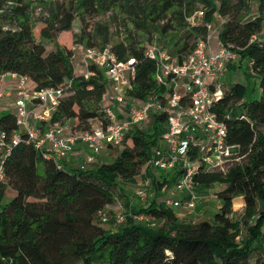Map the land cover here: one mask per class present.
Wrapping results in <instances>:
<instances>
[{
    "label": "trees",
    "instance_id": "16d2710c",
    "mask_svg": "<svg viewBox=\"0 0 264 264\" xmlns=\"http://www.w3.org/2000/svg\"><path fill=\"white\" fill-rule=\"evenodd\" d=\"M36 2L41 13L34 19L32 0H0V76H25L33 89L70 81L50 124L69 123L74 132L107 123L102 102L109 87L104 71L90 63L81 65L77 73L72 62L73 45L99 48L98 35L102 38L100 49L109 47L118 60L135 59L127 97L144 101L170 89L155 80L157 60L145 55L148 45L140 37L128 31L109 45L108 26L87 20L113 10L127 16L151 42L157 36L154 43L180 63L194 49L196 40L209 33L207 23L217 11L224 19L218 38L238 56L226 69L245 66L252 70L259 96L245 98V87L233 84L214 106L226 123L227 141L239 145L244 156L226 173L200 170L194 175L197 188L215 183L221 186L216 193L219 208L197 222L182 220L174 208L163 207L153 197L134 210L157 218V227L145 226L129 215L115 231L97 223L99 212L116 200L118 182L134 179L145 166L158 195L162 186H174L177 172L157 178L147 166L152 150L160 143L165 113H153L147 128L133 126L123 144L115 147V157L94 168L67 169L61 159L46 158L21 131L19 141L8 152L2 149L0 159V264H249L253 253L260 255L257 264H264V0L258 1L256 16L247 21L242 17L251 0ZM199 10L203 11L199 21L189 22ZM76 17L83 23L78 34L72 33ZM36 23H40L37 35ZM41 39L53 41L54 48L47 51ZM16 119L11 112L0 115V129L8 142L18 129ZM196 157L193 151L191 159ZM8 190L14 194L5 201ZM237 196L244 200L239 216L232 210V205L237 207L242 201L234 199Z\"/></svg>",
    "mask_w": 264,
    "mask_h": 264
},
{
    "label": "built area",
    "instance_id": "2783aa9c",
    "mask_svg": "<svg viewBox=\"0 0 264 264\" xmlns=\"http://www.w3.org/2000/svg\"><path fill=\"white\" fill-rule=\"evenodd\" d=\"M196 14L199 17L203 12L198 11ZM207 28L209 33L205 38L196 40L194 49L181 63L169 56L165 50H161L156 43L145 48V55L157 60L155 80L170 89H166L165 93L154 94L144 101L126 96V90L131 88L134 77L133 57L118 60L109 47L84 49L82 65L95 63L104 71L108 87L110 85L111 88L104 96L108 97L111 103L103 108L107 123L94 124L88 131H72L66 134L63 125L49 123L51 114L64 96L65 89L70 86V81L57 87L26 91L24 89L26 77L18 74L19 96L15 101L18 129L10 142L6 141L5 132L0 129V149L8 152L11 146L19 141L21 131L27 134L28 140L36 148L44 152L46 158L66 157L79 142L88 149L79 166L83 169L94 161L104 145L121 146L126 133L133 126L141 127L148 123L153 113H165L166 121L160 134V143L152 150L147 166L150 174L155 177L156 174L168 170L178 173L174 188L181 193V197L174 199L164 196L160 205L174 209L183 207L192 211L198 201L194 175L200 170L226 173L244 156L240 154L239 145L227 141L226 123L214 110V106L225 92L221 80L227 65L229 62L237 61L238 56L221 43L218 35L217 49L212 50L209 42L212 24L207 23ZM254 38L255 36L251 40ZM6 74L16 73H3L0 78ZM29 103L38 107V110L32 112L31 118L36 123H45V127L29 125ZM124 103L126 104L123 105ZM114 106L124 111L126 115L120 117ZM241 111L238 110V113L241 114ZM193 151L197 155L195 159H191ZM141 176V183L135 191V196L139 200H144L152 189L151 177L146 175V166ZM102 211L99 215L103 213L101 219L105 221V212ZM144 216L141 214L140 220L148 221ZM123 220L124 215L118 214L117 221Z\"/></svg>",
    "mask_w": 264,
    "mask_h": 264
},
{
    "label": "rangeland",
    "instance_id": "374dc122",
    "mask_svg": "<svg viewBox=\"0 0 264 264\" xmlns=\"http://www.w3.org/2000/svg\"><path fill=\"white\" fill-rule=\"evenodd\" d=\"M61 1H68V0H61ZM34 2L32 4V17L35 19L38 17L41 13V7L35 0H32ZM201 11V10H199ZM196 11L193 15H191L188 18L189 22L192 21H199L197 20V13ZM203 12V11H202ZM257 14V7L256 5L251 8L249 6L246 13L243 15L242 20L247 21L253 19ZM203 15V14H202ZM200 15L199 17H201ZM87 20L90 23L104 25L106 24L108 26V38H109V45L113 44L117 41H120L124 38V36L130 31L132 35H135L136 37H140L141 40H143L144 45H150L153 44L157 36L152 37L151 40H148L147 36H143V34L136 30L133 27L132 22L130 19L125 16L124 14H120L117 10L109 11L102 15H97L91 18H87ZM224 19L219 16L218 12L216 11L213 15V20L211 22L212 24V30L210 34V45L212 48H217V35L220 32L222 28V23ZM83 23L81 22V19L79 17H76L73 24H72V33H79ZM40 23H36V26L34 28V32L37 35V31L39 29ZM41 42L45 46L46 50L49 51L54 48V42L47 39H41ZM97 47L100 48L102 46V38L101 35H98L97 37ZM73 51L74 55L72 57V62L74 64L75 70L77 73H79L81 69V59H82V52L84 49L79 44L73 45ZM222 88L225 90H228L233 84H241L245 87L244 89V96L248 99L257 98L259 96V87H258V79L257 76L252 72V70L247 69L245 66H239L236 68H233L230 70H226L224 72V75L222 77ZM28 85H32L31 81L27 82ZM237 111L240 110V105L237 106ZM69 125V123H68ZM148 124H144L143 127L147 128ZM119 149V148H117ZM117 152V150L115 151ZM67 169H70V167H67ZM39 172H42V169H39ZM167 172H172V170H168ZM169 173V175H170ZM156 177L161 178V173L156 174ZM141 174L135 177L132 180H122L119 181L117 184V187L115 188V195L116 200L111 204L105 207V209L102 212H105L106 220L103 221L102 214L99 215L97 219V223L106 228L111 229L115 231L119 225L124 223L126 215H129L135 219V221H138L139 223L148 226V227H157L159 224V221L157 218L151 217L147 215L146 213H139L135 212V207L140 205H146L153 197H155V200L157 203L160 204L162 198L164 196H169L174 199H178L181 197V193L177 191L174 186L171 187H165L164 190H160L161 193L158 195L154 189H151L149 196L144 200H139L135 196V191L139 184L141 183ZM221 186L217 183L211 185L209 188H197L195 187L196 194L198 195V201L195 206V208L192 211L183 209V207H175L176 213L181 217L184 221L189 222H197L202 219H207L211 213L214 211V207L216 205V193L219 191ZM13 191L8 190L6 194L5 201L10 199L13 196ZM235 199H241L240 196H237ZM29 200H37L34 198H29ZM242 200V199H241ZM218 201V200H217ZM206 206L207 210L204 208L200 211L199 206L200 205ZM232 210L236 216H239L243 213V202L241 201L237 207L232 205ZM123 214L124 220L123 221H117V215ZM141 214L145 215L144 217L148 218L147 220H140ZM181 214V215H180ZM152 223H155V225H152ZM260 255L258 253H253L249 259V264H257V258Z\"/></svg>",
    "mask_w": 264,
    "mask_h": 264
},
{
    "label": "crops",
    "instance_id": "0c3cea01",
    "mask_svg": "<svg viewBox=\"0 0 264 264\" xmlns=\"http://www.w3.org/2000/svg\"><path fill=\"white\" fill-rule=\"evenodd\" d=\"M258 1L259 0H251L250 7L253 8V6H255V5L257 7ZM216 49L217 48H212V50H216ZM228 71L230 72V70H228ZM27 82H28V80H26V82L24 84V89L26 91L33 90V83L31 82L32 85L29 86ZM19 85H20V78H19L18 74H15V75L6 74L5 77L0 78V115L7 113V112H11V113L16 115L17 106H16L15 101L19 96L18 95ZM110 89L111 88L109 85V92H110ZM102 103L104 106L111 104L108 97H106V98L104 97V101ZM125 104L126 103H124L123 105H125ZM28 109H29V112H28V123H29V125H32V126L40 125L42 127H45V125L43 123H36L31 118L32 112L35 109L38 110V107L33 105L32 103H29ZM114 109L116 111H118V113L120 114L119 115L120 117H123L126 115L124 111H122L121 109H118L115 106H114ZM63 126H64V132L66 134H70L72 132L68 123L64 124ZM115 151H116L115 147H109V146L104 145L103 148L100 150V152L95 156L94 161L92 163L88 164L87 167L88 168H94L102 162L111 161L117 153ZM87 152H88L87 147L83 143L78 142L74 145L73 150L66 157L61 158V160H62L63 164H65L66 167H70V168L79 167L80 164L83 162ZM1 154H2V149H0V159H1ZM165 173H167V172H165ZM164 189H165V187L162 186L161 190L166 192V190H164ZM235 198H237V197H235ZM240 198L242 199V202L244 205L243 197L240 196ZM199 208L201 211L202 209H204V208L206 209L207 207L201 204L199 206ZM218 208H219V202L217 201V198H216V205H215L214 211L212 213H214ZM183 209H185V208H183Z\"/></svg>",
    "mask_w": 264,
    "mask_h": 264
}]
</instances>
